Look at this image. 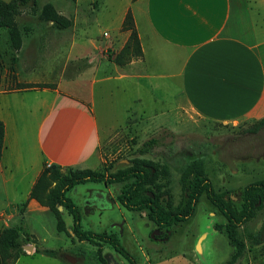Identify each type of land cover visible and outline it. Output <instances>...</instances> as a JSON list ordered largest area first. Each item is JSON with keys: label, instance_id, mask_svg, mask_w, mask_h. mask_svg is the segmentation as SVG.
Returning a JSON list of instances; mask_svg holds the SVG:
<instances>
[{"label": "rangeland", "instance_id": "rangeland-1", "mask_svg": "<svg viewBox=\"0 0 264 264\" xmlns=\"http://www.w3.org/2000/svg\"><path fill=\"white\" fill-rule=\"evenodd\" d=\"M45 4L49 7L43 8ZM120 6V0H30L29 6L14 17L12 31L0 27V89L13 88L18 82L41 85L38 87L60 85L62 89L74 90L80 84L83 87L94 84L102 157L96 169L115 171L136 158L152 160L158 167L167 165L168 173H161L158 180L166 182L171 204L176 207L184 198L178 180L179 166L187 159L200 157L204 174L215 191L239 205L242 188L264 177V124L255 130L257 120L222 124L184 108L162 119L164 107L170 106L162 105L156 99L159 95L141 90L142 102H133V90H121V84L126 85L125 79L102 81L103 76L113 74L112 59L130 31L123 28V21L118 31L114 27V16ZM53 11L59 19H51ZM128 11L133 19L132 11ZM81 13H87L85 17L90 22L86 39L80 32L81 22L86 25L80 20L85 19ZM254 17L260 18L256 12ZM104 30L108 33L103 34ZM108 39L111 45L102 48L84 44V40L97 44ZM141 108L146 116L152 117L134 113H142ZM150 138L156 139V144L149 152L139 154L137 149ZM123 186V182L107 186L106 208H99L98 202L90 198L94 207L91 212L83 195H88L86 188L103 187L101 182L78 184L67 195L81 212L83 229L115 233L137 264H225L234 252L226 233L220 229L225 218L204 194L186 221L165 230L149 220L146 209L128 210L117 202L116 196ZM63 218L66 224H72L69 213L65 212ZM263 223L264 210L241 228L247 250L238 264L264 263V242L254 245L249 238ZM55 225V217L54 226L50 221L45 224L47 234L40 245L58 250L59 255L33 253L21 256L16 264H85L95 259V245L58 233ZM29 238L26 234V239ZM22 242L27 243L25 238ZM102 254L107 264H127L109 244L103 243Z\"/></svg>", "mask_w": 264, "mask_h": 264}, {"label": "crops", "instance_id": "crops-1", "mask_svg": "<svg viewBox=\"0 0 264 264\" xmlns=\"http://www.w3.org/2000/svg\"><path fill=\"white\" fill-rule=\"evenodd\" d=\"M120 4L114 27L118 31L127 11H132L142 55L125 68L111 62L113 74L102 81L125 79L121 90H133V102H142L141 90L159 95L156 99L170 106L164 107L162 119L182 108L222 124L264 118V0H120ZM80 20L86 24L80 26L85 38L89 18ZM84 41L87 47L111 45L109 39L97 44ZM94 92V84H80L77 90L60 85L0 89L4 126L0 228L15 227L32 246L30 251L23 248L14 264L21 256L51 249L42 247L40 240L47 234L45 224L50 221L54 226V215L43 191L30 194L44 166L56 164L62 170L100 166ZM141 110L134 113L152 117ZM85 190L90 212L92 197L99 208L108 206L107 186ZM59 210L62 217L67 212L62 206ZM65 226L72 235V224Z\"/></svg>", "mask_w": 264, "mask_h": 264}, {"label": "trees", "instance_id": "trees-1", "mask_svg": "<svg viewBox=\"0 0 264 264\" xmlns=\"http://www.w3.org/2000/svg\"><path fill=\"white\" fill-rule=\"evenodd\" d=\"M30 0H0V27H7L12 31L14 17L25 6H29ZM49 7L45 4L43 8ZM58 18L55 11L51 19ZM123 28L129 29V35L122 48L112 59L119 66L126 65L131 59L142 55V48L134 27L133 19L129 11L123 19ZM39 84L18 82L14 88L38 87ZM264 124V118L257 120V129ZM4 126L0 121V156L3 148ZM156 139L150 138L144 141L137 149L139 154L150 151ZM163 167V168H161ZM166 166H157V163L149 159L136 158L129 164L115 171L104 172L91 168H65L61 169L56 164L45 165L36 182L32 186L30 194L37 191L45 193V200L50 211L56 219V229L64 231L72 239L87 241L95 245V259L85 264H107L102 254L103 243L109 244L117 253L123 256L127 264H137L135 258L121 244L113 232H94L83 229L81 212L74 200L67 192L78 184L88 182H101L105 186L123 182L124 186L116 196L117 202L128 210H147V217L160 229L168 230L171 226L186 221L194 212L195 205L200 196L206 198L217 208L225 218V223L220 225L226 233L234 252L225 264H238L244 257L247 247L245 238L241 234V228L252 220L259 211L264 210V177L247 183L241 190L240 204L232 199L225 198L217 193L211 180L204 174L202 158H191L179 166V183L184 190V198L179 206L171 204V193L166 188V182L160 183L158 177L165 171ZM165 171V172H163ZM62 206L72 216V235L66 229L64 219L59 210ZM167 235L164 233L163 238ZM252 244L258 245L264 242V223L255 233L249 235ZM23 242L15 227L0 228V264H14L22 249ZM38 251V250H36ZM44 253L58 256L55 249H44Z\"/></svg>", "mask_w": 264, "mask_h": 264}, {"label": "water", "instance_id": "water-1", "mask_svg": "<svg viewBox=\"0 0 264 264\" xmlns=\"http://www.w3.org/2000/svg\"><path fill=\"white\" fill-rule=\"evenodd\" d=\"M23 248H25V249H27V250H30V249L32 248V246H31V245H28V244H26V245H23Z\"/></svg>", "mask_w": 264, "mask_h": 264}]
</instances>
